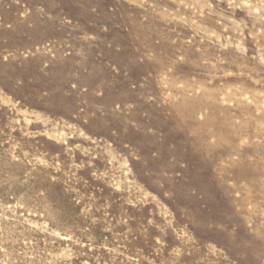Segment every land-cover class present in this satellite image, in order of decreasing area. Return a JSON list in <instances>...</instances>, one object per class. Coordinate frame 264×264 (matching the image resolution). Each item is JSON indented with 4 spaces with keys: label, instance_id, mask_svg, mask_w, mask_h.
<instances>
[{
    "label": "rangeland",
    "instance_id": "1",
    "mask_svg": "<svg viewBox=\"0 0 264 264\" xmlns=\"http://www.w3.org/2000/svg\"><path fill=\"white\" fill-rule=\"evenodd\" d=\"M0 264H264V0H0Z\"/></svg>",
    "mask_w": 264,
    "mask_h": 264
}]
</instances>
